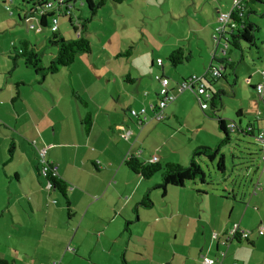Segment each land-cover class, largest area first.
<instances>
[{
  "label": "crops",
  "instance_id": "1",
  "mask_svg": "<svg viewBox=\"0 0 264 264\" xmlns=\"http://www.w3.org/2000/svg\"><path fill=\"white\" fill-rule=\"evenodd\" d=\"M27 2L14 0L17 15L13 17L20 16L21 21L16 17L20 24H24L22 18L30 10ZM170 2L125 0L121 5L107 2L89 24L91 52L77 57L67 78L49 75L43 84H38L36 75L28 81L15 79L17 67L13 68L12 63L11 66L5 63L4 69H0V129L9 132L15 149L17 146L26 154L34 151V146L37 148L36 140L48 143L42 151L37 149L38 158L32 152V156L21 159L14 152L17 155L7 160L8 137L3 134L6 155L0 151V164L14 160L22 168L16 171L21 192L3 193L8 206L0 207V226L2 222L5 237L0 245V258L10 264H202L203 257L220 260L217 264H264V253L257 252L264 244V234L259 233L264 229V216L257 217L247 208L243 210V202L234 203L229 217L217 207L216 199H238L235 189L225 186L224 191L230 196L224 193L220 197L211 190L212 186L197 187L196 183H190L194 189L185 187L175 192L169 186L163 194L161 190H151L159 182L156 176L143 179L124 164L131 154L145 162L156 157L160 163H178L173 161L174 153L167 147L180 133L162 123L182 118L179 96L191 90L182 88L184 80L189 82L191 77L181 75L175 79L167 66L164 63L159 66L157 60H162L160 52L169 56L177 48L185 49L181 41L186 39V20L190 38L205 33L214 40L219 16L230 13L235 0H176L179 3L174 6ZM160 13L162 17L170 15L175 31L170 32L171 26L164 23ZM157 17L159 23L155 25ZM147 28L156 32L155 37L149 35ZM59 29L62 32L60 24ZM10 40L3 50L9 60V54L18 46L14 38ZM205 46L211 55L210 70L218 60L217 50H210L207 42ZM193 47L191 39L187 52L190 59L194 58ZM158 75L170 79L169 91L174 98L163 110V122L151 120L139 126L130 111L146 109L147 115L152 116L151 106L157 103L160 90ZM18 82L25 83L15 101ZM71 89L87 102V107L75 101ZM6 109H10L13 117L9 125L2 121ZM88 113L93 117V125L86 134L82 120ZM247 114L242 109L236 110L241 122ZM149 137L154 139L153 146L146 140ZM200 146L207 145L202 143L194 149ZM57 148L61 149L59 153L54 152ZM69 149L71 158L66 156ZM194 149L188 148L185 155L191 157ZM48 164L57 166V177L68 186L71 217L61 194L43 183L46 177L42 171ZM148 191L152 205L146 208L139 204ZM260 192L255 195L251 192L249 201ZM160 195L173 198H165L161 204ZM24 202L29 210L24 208ZM26 213L31 215V221H27ZM254 219H260L262 225L257 227L258 221L251 224ZM235 224L251 232L252 244L233 240L223 248L221 236L226 241ZM189 229L193 230L191 238L187 236ZM214 233L216 241L212 239Z\"/></svg>",
  "mask_w": 264,
  "mask_h": 264
},
{
  "label": "rangeland",
  "instance_id": "2",
  "mask_svg": "<svg viewBox=\"0 0 264 264\" xmlns=\"http://www.w3.org/2000/svg\"><path fill=\"white\" fill-rule=\"evenodd\" d=\"M20 1V0H19ZM75 1V0H73ZM210 1V0H208ZM225 1V0H224ZM3 0H0V69H4L5 63H7L9 66H11V62L7 56V54H3V50H5V46H7L8 42H11L10 39H15V43L19 45L20 41L27 39L29 42H31L33 45L37 47V50L40 51L43 54L42 62L44 65H47L53 56L57 54V48L47 45L49 36L51 35L49 29H44L43 32H39V28H36V30H30L28 29L25 24H20L17 22L16 17H10L8 12L5 9V5L3 4ZM234 2V0H232ZM174 6L175 4L178 5L179 2L176 3V0H171L170 2ZM18 3H15V6ZM31 5V3H29ZM7 5L16 13V9L10 4L7 3ZM234 6V4H233ZM159 8V6H157ZM166 9V7L164 6ZM254 13L250 15L251 21L254 22L258 28L259 32L257 33V47H250L247 44H242V49H233L232 47L229 48L227 56L230 60L234 61L237 64L236 69V75L230 73L227 76V80L220 79L217 83L212 84L211 89L215 93L217 92H223L221 94V101H216V111L217 115L223 119H225L226 123L229 125L232 121H238L239 118L236 115V110L242 109L244 112L248 113L247 116L242 118V123L245 126L248 122H252L253 119L261 117L264 118V103L259 101L258 99V93L255 92L252 87H255L258 82L261 81V73L264 70V3L252 5L251 6ZM150 9V8H148ZM151 10V9H150ZM73 14L78 19H86V17L90 18V11L88 10V7L86 6V0H77L72 8ZM17 15V14H15ZM14 15V16H15ZM163 13H160V17L163 18L164 23L169 24L171 27V30L175 31L172 21L170 19V15L166 13L165 17H162ZM78 19H75V21H78ZM155 25L159 23V17L155 18ZM50 23V20H48ZM218 27H221L222 23L217 21ZM186 24L187 29H185V37L186 39H183L181 41V45L185 47L187 52H189V43L190 40H193L194 47H193V53L194 58L192 57L190 59V62H186L183 65L178 66L176 69H174L170 63L167 60L168 56H164L162 52H160V55L162 57L163 63L165 66H167L168 70H170V74L175 76V79H180L181 75H185L187 77H195L198 79H201L208 71L210 61H211V55H208L207 53V46H205V42L209 44L210 50H217L216 53V59L214 61L213 67H220L219 62L220 59L224 57L225 50L227 51V48L225 47V42L220 41L218 47L216 48V43L212 36H208L207 34H200L201 37L198 36H192L190 38V35L188 33L189 31V22L186 20L184 22ZM60 27L63 32V35L66 39H74L76 38L75 32L73 31L72 27L70 26V23L68 22L67 18H61L60 19ZM95 26H92L94 28ZM167 28V29H168ZM182 28V27H181ZM166 29V31H167ZM146 31L149 33V35L155 37V31L153 32L152 29H146ZM189 35V36H188ZM219 36L216 33V38ZM155 39V38H154ZM162 50V49H161ZM211 54V53H210ZM169 55V54H168ZM63 72V73H61ZM60 73L57 74L58 78L61 76H66V78L71 73V67L70 68H64L61 70ZM14 74L16 75L15 79H24L28 81V79L32 80L35 77L34 71L26 68L22 61H19L17 69L14 71ZM63 74V75H62ZM65 74V75H64ZM194 75V76H191ZM2 76L0 75V78ZM20 77V78H19ZM189 77V78H190ZM172 78V77H171ZM188 78V79H189ZM190 78V79H191ZM174 78H172L173 80ZM209 80H211L210 77H208ZM237 79V80H236ZM236 80V84L234 85ZM20 81V80H18ZM195 89L197 90L199 88V83H194ZM179 90V89H177ZM178 92V91H177ZM264 97V94H263ZM179 99H181V104H183L184 107L189 108L190 112H186V108H182L181 117L179 120L176 118H171L170 122L162 123L168 128L173 129L174 131H178L180 133L179 137H177L175 140L170 141L167 150L172 151L174 153V160L175 162L181 163V164H189L190 162V154L187 156L185 155V151L188 148L194 149L196 145L204 144L207 145L210 148H214L218 146L220 141L223 138V134L219 131L217 121L215 118L211 117V113L213 112V108L209 104L208 110L203 111L201 109V106L198 102V98L196 95L190 90L185 91L182 95L179 96ZM264 101V98H262ZM194 105V106H193ZM188 110V109H187ZM5 119L2 121L8 124V121L13 123V117L11 114L10 109L5 111ZM187 114V116H185ZM161 124V123H158ZM261 127L264 126V122L259 123ZM200 129V130H198ZM47 133H49L47 131ZM8 137V150L6 149V145L3 143V137L4 135ZM10 133L7 131H3L0 129V151L1 154L5 157V149L7 153V160L11 158V155L9 153L10 144L12 143V138L9 137ZM149 142L150 146L154 145V139L152 137H149L146 139ZM45 141V140H44ZM144 139L141 140L143 142ZM36 147H33V154L36 153V156L38 158V152L37 149L42 151L43 148H46L48 143L43 142L42 140H36ZM260 147L261 144L258 143L256 138L249 137V138H243L236 135L232 136V140L230 144L224 146L221 150V152L225 155V161H226V172L221 173L217 169V162L211 163L206 158L199 159V163L203 167L204 171L207 175V183L213 187L208 188L211 190H214L217 192V194L220 196L224 195V188H228L229 190L235 189L238 193V199L234 200L233 198L228 197H222V199H216L219 206L218 209L224 212L225 217H229L230 209L234 205V203H240L242 204V209L245 210L247 208L249 212H252V214H256L257 217L261 214L264 216V191L259 190L258 197H254L252 200L249 201L250 193L252 192L253 186L256 185L257 181H260V187L264 189V176H261L260 170L262 167V163L260 162ZM32 150V149H31ZM59 150H54L55 153H59ZM249 150V151H248ZM258 152V156H255V163L256 165H250L248 163V156L247 154ZM18 153V157L23 159L24 156H32V152H27L26 154L23 150L17 148L14 149L13 153ZM54 153V154H55ZM17 155V154H16ZM14 154L13 157L16 156ZM66 156L71 158V149L66 150ZM57 157H60L58 155ZM49 159V154H48ZM6 161V160H5ZM5 163V162H4ZM19 162H11L7 165L0 164V207H6L8 206V200L5 199L4 192L7 190H11L12 192L18 194L21 192V186L16 178L17 170L22 168V165L18 164ZM260 163V164H259ZM165 164V163H162ZM259 165V169L257 170ZM159 182H161L160 175H156ZM225 178V179H224ZM262 180V181H261ZM26 180H23V183L26 184ZM45 187L47 186L46 180H44ZM197 185L194 186H201L199 182H196ZM75 186V185H74ZM203 187H207V185H202ZM223 187V188H222ZM172 190H177L175 192L183 191L181 188H175L170 187ZM186 188L189 190L194 189L193 186L190 183H187ZM162 193V192H161ZM189 193V192H188ZM245 194L244 199L241 200L240 198L242 195ZM62 196V195H61ZM175 197H178V195H175ZM221 197V196H220ZM7 198V196H6ZM63 198V197H62ZM165 198H173V196H166ZM165 198H162V195L158 197L159 203H165ZM14 200V198L12 199ZM27 201V200H26ZM251 203V204H250ZM63 204L65 205V200L63 199ZM5 205V206H4ZM24 208L29 210L28 204L24 202ZM216 206V205H215ZM66 207V205H65ZM1 208H0V216H1ZM31 211V210H30ZM31 213V212H30ZM237 213L234 214V217H237ZM241 216V214H240ZM219 217V216H218ZM27 221H31V215L26 213ZM226 220V218H224ZM264 220V219H263ZM239 219H237L235 222H238ZM258 221V222H257ZM257 222V223H256ZM257 227H260L262 224H260L259 220H252L251 224H255ZM260 225V226H259ZM260 229V228H258ZM0 245L4 243V227L1 222L0 226ZM187 236L189 238L193 237V230L189 229ZM225 241V236H221ZM213 241H216L212 235ZM245 244H248L247 242H244ZM223 248H227L226 246H223ZM258 253H264V244H261L258 248Z\"/></svg>",
  "mask_w": 264,
  "mask_h": 264
},
{
  "label": "trees",
  "instance_id": "3",
  "mask_svg": "<svg viewBox=\"0 0 264 264\" xmlns=\"http://www.w3.org/2000/svg\"><path fill=\"white\" fill-rule=\"evenodd\" d=\"M76 1L77 0L75 1L67 0L68 2L67 4H70L72 6ZM107 2H112L116 5L119 4L121 5L125 2V0H86V6L90 11V18L88 19L77 18L78 24L76 25L73 24L72 18L68 19V22L70 23V26L72 27L76 35V38L74 39H66L63 33L60 31V29L57 32H50L51 35L49 36L47 45L56 47L57 54L52 57V59L47 65H44L42 62L43 54L37 50V47L35 45H33L31 42L25 39L20 41L19 45L15 46L12 52L9 54L12 67L16 68L19 61H22L26 68L34 71L35 75L37 76L38 84H43L47 76L56 75L60 73L62 69L70 68L75 63L79 55L87 54L91 52V42L88 37L89 24L96 17L98 11L106 6ZM29 3H31V5ZM261 3H264V0H238V4H236V6L230 12L229 14L230 22L235 24V28L233 29V32L226 34L225 38L223 39L225 43L228 45L227 51L225 50L224 57L222 58V60L218 61L219 66L220 67L222 66L223 68L220 70L218 67L211 66L210 70H208V72L201 79L194 78L193 81H190L191 80L190 79L189 82L188 80L187 81L184 80L185 83L191 86V88L189 89H191V91H194L196 95L197 93L194 87V83L196 82L199 83V87L203 86L210 94L211 98L207 101L202 99L201 96L197 95V97L199 98V104L203 111L209 108V104L213 108V112L211 113L210 116L216 119L218 129L223 134V138L218 144V146L214 148H210L208 146H200L194 149L191 154L190 162L187 165L181 163H173V162L162 164L157 160L155 162H151L150 160H147L145 162L142 161L139 156L134 154H131L127 159H125L124 164L127 167V169L132 173L140 175L143 179L148 180L155 177L156 175H160L161 182L156 184L151 190H157V191L161 190L163 194H165L166 189L169 186L175 188H185L187 183H196V182H199L201 185L208 186L209 184L207 183V175L203 167L199 163V159L206 158L211 163L216 161L218 171L221 173H225L227 169L225 155L221 152V150L224 146L230 144L233 135L243 138L253 137L256 138L258 143L261 144L259 150L260 162L262 163L260 174L261 176H264V174L262 173V168L264 167V163L262 160L264 148H263V144L259 141L260 134L264 133V127H260V128L258 127V124L260 122H264V118L261 117L255 118L254 121L249 122L245 126L243 125L241 120H238L237 122L232 121L228 125L225 119L217 115V111H216L217 108L216 101L217 100L221 101V94L223 92L215 93L211 89L212 84L217 83L218 80L220 79L227 80V76L230 73L234 74L237 78L236 75L237 64L234 61L230 60L227 56L230 47L238 50L242 49V44H247L250 47H257L256 41H257V33L259 32V28L254 22L251 21L250 15L254 13L251 6ZM13 4L12 6L14 7ZM4 5H5V1H4ZM26 5L27 6L30 5V10L28 8L27 13L29 12L30 14H38L44 6V0H35V1L28 0ZM64 17L65 15H61L60 19ZM17 20L21 21L20 16L17 17ZM48 20H49V15L42 16L40 20L41 26L47 28L49 25ZM132 48L133 47L131 46L130 50L126 53L127 55L131 53ZM167 60L170 63V65L174 69H176L178 66L183 65L185 62H188L190 60V54H188L184 48H177L176 50L172 51L169 54ZM215 71H217V73ZM214 73L216 74L214 75ZM262 73H261L260 83L264 82ZM161 76H165V75H161ZM208 77H210L211 80H209ZM236 80L234 85L237 83ZM24 83L25 82H18L16 84L15 97H14L15 101L20 98V89L24 85ZM169 83H170V79H169ZM257 85L255 87H252V89L255 92H257L256 90ZM71 93L75 101H77L84 107H87V102L84 101L74 89H71ZM262 98H264L263 95L258 94L259 101L264 103ZM157 103L155 105H157ZM203 104L207 105L206 109H203L202 107ZM164 119L158 122H163ZM92 125H93V117L91 113H88L86 117L82 120V126L86 134L90 132ZM14 149H15V144L14 142H12L10 144V149H9L11 158H13L14 156L13 153ZM258 154L259 153L256 151L254 153L249 152L247 154L248 163L250 165L252 166L256 165L254 164L255 163L254 157L258 156ZM257 166H258L257 168L258 170L259 165ZM46 180L48 183L52 185L53 189L57 190L62 195L63 199L65 200L67 213L71 217L72 212H71V204L67 194L68 191L67 184L57 176H53L51 172L47 174ZM257 182L259 183V180ZM149 192L150 191L147 192V194L142 199L139 205L144 206L146 208L151 207L152 201L150 199ZM224 192L226 196H230V193L228 191L225 190ZM126 222L128 226L129 221ZM250 233L251 232L249 231V235ZM249 235L246 238H242L240 235H236V238L233 239L238 242L246 241L247 243L252 244L251 242H249ZM222 256L223 257L225 256V252H222ZM0 264H10V263L0 258ZM202 264H203V258H202Z\"/></svg>",
  "mask_w": 264,
  "mask_h": 264
},
{
  "label": "built area",
  "instance_id": "4",
  "mask_svg": "<svg viewBox=\"0 0 264 264\" xmlns=\"http://www.w3.org/2000/svg\"><path fill=\"white\" fill-rule=\"evenodd\" d=\"M5 1V9L8 12L10 16H14V11L7 5V3H10L11 5L14 3V0H4ZM67 0H44V6L41 9V11L38 14H30L29 12H25L24 17L22 18L23 23L25 26L30 30H36V28H39L40 30L49 29L50 32H57L59 30V24H60V16L65 15V18L70 19L72 18L73 24H78V21H75L77 19L72 11L73 5L67 4ZM238 4V0H235L234 7ZM229 14H221L219 16V22L222 23L221 27H218L216 29V33L219 35L216 38H214V41L217 42L216 44L220 43V41H224L225 35L228 33L233 32V29L235 28V24L230 22ZM49 15L48 21V27L44 28L40 24V20L42 16ZM216 36V34H215ZM214 36V37H215ZM225 42V41H224ZM227 44L225 43V47L227 48ZM157 63L159 66H162L163 62L161 59L157 60ZM223 67H219L221 70ZM217 73V71H215ZM214 73V75L216 74ZM263 80H264V71H263ZM195 77L191 78L190 81H193ZM156 81L160 84V90L158 93V103L157 105H152V116H148L146 109H141L139 111L137 110H131L130 115L134 118L138 119L139 126L143 125L144 123L150 121V120H156L161 121L164 119L163 110L166 107V105L173 100V96L169 91V79L165 76L158 75L156 76ZM182 88H191V86L187 83L182 84ZM256 90L258 94L263 95L264 92V82L257 85ZM196 93L198 96H201L202 99L205 101L209 100L211 98L210 94L207 92V90L200 86ZM203 109L207 108L206 104L202 105ZM259 141L263 144L264 148V133H261L259 136ZM45 152L41 153V156L44 157ZM157 159L154 157L151 159V162H155ZM263 163H264V149H263ZM51 172L53 176H57V166L53 164L45 165L43 168L42 173L46 177L47 174ZM262 173L264 174V167L262 168ZM48 189L52 188V185L50 183L47 184ZM260 184L257 182L256 185L253 188V191L251 195H255L258 190H260ZM264 229H260V234H263ZM236 235H240L242 238H246L249 235V231L240 228L238 225H234L231 230L226 235V241L222 242L223 246L228 245V242L233 241V238H236ZM214 239H217V233L213 234ZM224 255V254H223ZM219 260L211 259L208 257H203V264H217ZM52 264H58V262H53Z\"/></svg>",
  "mask_w": 264,
  "mask_h": 264
}]
</instances>
